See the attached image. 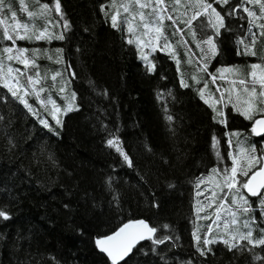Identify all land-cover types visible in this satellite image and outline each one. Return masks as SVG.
Here are the masks:
<instances>
[{"label": "trees", "instance_id": "trees-1", "mask_svg": "<svg viewBox=\"0 0 264 264\" xmlns=\"http://www.w3.org/2000/svg\"><path fill=\"white\" fill-rule=\"evenodd\" d=\"M110 2L59 0L67 30L63 21L57 24V0H24L26 11L21 10L20 0H11L16 21L8 9L0 12V96L6 97V102H0V210L10 217H0V264H110L98 252L95 240L139 219L157 229L154 240L169 239L141 243L126 259L127 264H253L251 252L229 251L220 237L229 238L235 228L246 232L241 222L252 215L259 220L264 208L241 215L232 204L238 199L235 190L239 184L229 194L223 190L215 201L211 193L223 172L213 173L212 169L230 170L234 155L235 166L245 164L252 145L260 158L264 137L255 136L252 129L254 120L264 117L260 113L263 105L249 120L237 111L240 107L232 96L226 103L222 100L223 108L215 91L217 110L222 113L217 116L201 98L194 79L188 87L181 86L177 66L167 54L171 45L165 53L158 51L148 58L155 71H147L138 50L126 43L123 31L112 27ZM201 2L220 5L213 0ZM244 7L259 18L254 20ZM16 25L24 39L15 36ZM227 25L233 45L222 47V54L230 52L233 57L224 63L238 65L251 77L255 70L249 63L258 62L255 56L264 52V36L243 55L238 54L244 50L238 41L248 36L250 27L259 35V25H264L259 4L245 2L228 17ZM45 28V35L63 33L64 39L37 40ZM5 30L13 35L15 46L4 39ZM249 41L244 39L245 44ZM5 47L24 49L21 54L27 64L7 60ZM180 53L183 55L182 48ZM8 67L17 75L15 85H8ZM203 79L209 75L204 73ZM69 105L71 110L65 111ZM40 119H46L52 130ZM110 139L119 140L131 166L108 146ZM198 180L203 183L198 185ZM210 200L214 202L210 204ZM221 200L239 216L236 225L231 224V215L224 222L213 223ZM249 202L256 209L257 198L249 197ZM205 216L209 218L203 219ZM209 225L212 232H208ZM258 235L253 225V237ZM205 238L217 243L203 245ZM198 243L212 252L201 256ZM254 251L264 255L261 248Z\"/></svg>", "mask_w": 264, "mask_h": 264}, {"label": "snow or ice", "instance_id": "snow-or-ice-1", "mask_svg": "<svg viewBox=\"0 0 264 264\" xmlns=\"http://www.w3.org/2000/svg\"><path fill=\"white\" fill-rule=\"evenodd\" d=\"M245 2H253V0H241V4L238 5L237 7L231 8L230 10L225 11L224 15L225 16H233L238 7H242ZM255 3L259 4V7L262 11V14H264V3H260V0H254ZM137 3H139V0H137ZM213 3H222L223 5H229L230 0H213ZM20 5H21V10L26 11L24 8V0H20ZM45 9H48V5L45 4L43 5ZM104 5H101V11H104ZM192 7H195L199 9L196 11L192 16H190L187 20V25L189 30L192 32L193 39H196V30H199L200 34V40L197 42V47L200 48L201 52L203 55L201 56L200 60L203 62L202 63V71L207 72L208 70V63L217 55V40L220 36V28H224L225 31L228 29L226 28L224 24V16H221V13L216 10L215 7L212 6V3H197L195 5H192ZM144 8H151V12L149 13L150 17V23L145 22L143 27L144 29H149L153 25H160L162 27V20L164 18V15L166 13V6L163 4V0H147V2L144 3H139V9H144ZM5 9H8L11 12V19L13 21H16V12L11 10V0H0V12H3ZM58 16L59 19L57 20V24H59L61 21H63V27L65 30L69 28V24L67 20L64 18L63 14L60 11V6H59V0H57L55 9H54ZM210 10V11H209ZM243 10L245 12H248L249 16H252L253 19H258L259 17H256L255 12H253L251 9L244 7ZM124 11H128V7H124ZM140 17L143 20L144 19V13L141 11ZM29 16H32L33 13L29 12ZM108 13L105 12V16H107ZM204 15L206 17L205 20H200L195 28H192V21L197 20V17ZM167 19L171 20L173 24H176L177 21L176 19L173 18L172 15H167ZM111 21H112V27L117 28L118 27V21H117V15H112L111 16ZM6 23V21H4ZM127 22V21H126ZM251 26H255L251 21L249 22ZM23 27H27L24 25ZM214 29L213 32L209 33L208 29ZM259 28L261 29L260 34L264 35V25H259ZM128 33L133 34V29L131 27L128 28ZM157 35L154 37L156 41L163 40V45H156L153 46L152 50L155 51L156 47H160L161 51H167L170 48V44L168 42V38L166 36H163L162 33L159 31V27L156 29ZM183 29H180L177 27L176 32L183 33ZM48 32V29L45 28L44 32H41L39 35L36 36L37 40L40 39H64V34L61 33L59 36L56 35H45V33ZM16 37L19 39H24V35H20L19 32L15 33ZM145 35H148V32H145ZM248 37H251L249 43L245 44L244 39H248ZM248 37H245L244 39H241L238 41V43L244 45V50L243 52H238V54L243 55V54H248L249 53V48L250 45L255 42L256 39V33H253L251 31V27L248 30ZM31 38V37H28ZM4 39L12 41V44H15V39L13 35L8 34L7 30L4 32ZM152 39H149L147 42L148 44H152ZM128 44H136V47L138 51L140 52V59L144 61V64L147 66V71L153 72L155 71V65L152 64V62L148 59V55L143 52V48L141 44L139 43V40H133V39H128L127 40ZM186 43V41H185ZM147 46V45H145ZM10 47H5L3 51L5 53L11 52ZM20 52H23L24 49H20ZM58 52L61 50H57ZM254 55V53H252ZM14 57L9 56L8 59L11 60ZM191 62V61H189ZM252 69L255 70L259 67L257 64H252L251 65ZM17 71H19L17 69ZM222 69H216V72H221ZM209 75L212 76L213 82L216 79L215 74L209 73ZM252 76L255 78L256 72H252ZM31 80V77L28 78ZM55 79V77H54ZM181 86L182 87H188V84L185 83L183 78L181 79ZM199 83V81H197ZM253 87L251 91L253 93L256 92L255 84L259 83L261 86V93L260 95L264 97V68L260 70V77L259 80L257 81L256 79H253L251 81ZM240 84H244V81L241 80ZM5 87H7V84H5ZM204 87H207V82H205ZM63 88L60 89L61 92H63ZM9 91H12L9 88ZM219 91V89H217ZM201 98H204V89H200ZM12 96H17V93L15 91H12ZM73 96H75V93H73ZM18 99L21 100V102L24 104L26 108H28L29 111L33 112L34 115H38L32 108L31 105L27 103V101L23 100L21 97H17ZM223 95H221L220 100H223ZM0 102H6V97L0 96ZM49 102H52L51 100ZM207 103V101H205ZM264 102V101H261ZM235 107V105H234ZM58 110V109H57ZM71 110V105L65 111H70ZM237 111H240V114L243 115L246 119L252 120L253 119V114L256 109H252L251 111L249 110H244L241 111L239 108H237ZM222 113L218 112L217 116H221ZM0 119H3V117H0ZM53 119H55V116L53 115ZM169 120L172 119L171 116L168 117ZM219 122H224V121H219ZM40 123L45 127L49 128V130H52V126L48 123L46 119H40ZM57 124H60L61 122L59 120H56ZM254 125H260L264 127V118L260 119H255L254 120ZM252 132L256 133L257 135H260L259 132H257L256 127H253ZM215 140V137L213 138ZM108 146L115 148L117 152H120L121 155L124 156V160L128 161L129 166H131V161L129 160L128 156L123 153L122 146L120 145L119 140H113L110 139L108 140ZM264 148V145L261 146ZM257 153V148L255 145L251 146V149L249 150V154L247 157V161L245 164L237 167L235 166L236 161L233 158V166L230 168H224V169H216L213 168L212 171L213 173L219 174V172H223V180H224V186H226L229 190V192H232L234 189V186L236 184H239L240 188L245 189L247 191V196L243 193L240 192L239 189L235 190V197L232 200V204L236 205V210L244 216H247L248 213L254 212L259 208H264V151L260 152V158L258 159L256 156ZM231 156V153H229ZM257 165L260 167L257 168ZM253 169H256L253 171ZM237 173H239V179L237 178ZM251 173V175H250ZM260 177V179H257ZM246 178V179H244ZM200 183H203L202 180H198L197 184L199 185ZM223 191V189H221ZM199 195V193H197ZM212 196H215L216 193H211ZM249 197H256L257 198V205L256 209H253L250 202H249ZM227 197L225 196L224 199ZM214 201L210 200L209 203H213ZM221 207H224L223 200H221ZM230 214L232 216L231 224L236 225L237 224V217L235 212H231ZM0 217H3L4 220H8L10 217L5 213V211L0 210ZM203 219H208V216L202 217ZM220 220L219 215H217V221ZM261 222H264V212L260 213L259 220H257L255 215L249 216L247 219L243 220L242 226L243 228L247 229L246 232H241L239 231V228H235L232 230L231 233L228 234L229 238L225 239L223 237H220V240L223 242L224 245H226L229 249V251L236 249L237 251H248L252 253V259H253V264H264V255L261 253L255 252L254 250L256 248H261L262 251H264V227L261 226ZM213 223H216L214 221ZM253 225H255V230L259 233L258 236L253 237ZM139 226V227H137ZM225 228L228 227V224L225 223ZM165 228L168 226L165 225ZM141 229H146L150 233H155L157 229L155 227L149 228V226L145 223L143 220L139 221H129L128 223L122 225L120 228H118L115 232H113L111 235H106L103 237H99L95 240V244L97 245L99 251L102 253H105L107 257L110 259V264H127L126 258L129 256L130 253H132L133 248L135 247V244L138 243L141 240H144L146 238L150 239L151 237H146L145 232L142 231ZM212 226H208V232H212ZM169 239V237H165L163 240L157 239L154 240V243H164L165 240ZM197 240L199 242V237H197ZM240 241H246V244H241ZM203 245H209V244H214L217 243L216 239L209 240L205 238L202 241ZM248 245H251L249 248ZM197 251L201 256H205L209 253L212 252L211 248H205L201 249L198 243L197 246Z\"/></svg>", "mask_w": 264, "mask_h": 264}, {"label": "rangeland", "instance_id": "rangeland-1", "mask_svg": "<svg viewBox=\"0 0 264 264\" xmlns=\"http://www.w3.org/2000/svg\"><path fill=\"white\" fill-rule=\"evenodd\" d=\"M207 1V0H206ZM147 2V0H139V3H144ZM201 0H163V4L166 6V13L164 15V18L162 20V27L160 25H153L149 29H144L143 25L145 22L150 23V17L149 13L151 12V8H144V9H139V3H137V0H111L110 2V9L112 10V15H117V21H118V27L116 29L122 30L124 35H125V41L127 43L128 39H133V40H139V43L141 44L143 48V52L148 55V58L150 59L156 52L160 51V47H156V50L153 51L152 48L153 46L156 45H163V40L156 41L154 37L157 35L156 29L159 27L160 33L163 34V36H166L168 38V42L171 45V52L167 54H171L172 61L175 62L177 66V71L179 75V79L183 78L185 83L188 84L189 86V81L190 79H194L195 84L199 86V91L200 89H204V98L203 101H207L206 104H208L212 110L214 111L215 114H217V98L215 97V91L218 93L219 99L218 103L221 104L224 108L223 101L220 100L221 95H223V100L224 102H228L227 97L232 96V101L235 103L239 104V109L241 111L244 110H249L251 111L253 108L256 109L255 113L253 114L254 116H257L259 114L260 110V105L262 104L264 107V97L260 95L262 89L259 83L255 84L256 92L253 93L251 91L253 85L251 81L253 79H256L257 81L259 80L260 74H258L259 68L260 70L264 68V52L259 56L258 54L255 56L258 58V62H252L249 63V65L252 64H257L259 67L255 69L256 76L255 78L253 76L247 77L245 74L242 73L241 68L236 65L234 67L232 66H226L224 63L226 59H229L233 57L232 53H227V55L224 53L222 54V47H232V31L228 28L227 25V20L229 16H224L225 11L230 10L231 8L236 7V4L240 3L241 0H230L229 5H223L220 3L219 8L216 6H213L216 8L217 11L221 13V16H224V24L226 28L228 29L225 31L224 28H220V36L217 40V55L208 63V70L207 72L202 71V61L200 60L201 56L203 53L201 52L200 48L197 47V42L200 40V34L199 30H196V39H193L192 32L189 30L188 25H187V20L190 16H192L196 11L199 9L192 7V5H195L197 3H200ZM128 7V11H124V7ZM144 13V19L142 20L140 17V12ZM210 11V10H209ZM111 15V16H112ZM167 15H172L174 19H176L177 23L173 24L171 20L167 19ZM227 17V19H226ZM206 17L204 15H201L197 17V20L192 21V28H195L196 24L200 20H205ZM127 21V22H126ZM231 26H232V21ZM112 23V21H111ZM131 27L133 29V34L128 33V28ZM177 27L180 29H183V33L176 32ZM238 27L240 29V26L238 24ZM222 29H224V32L222 33ZM148 32V35H145V32ZM209 33L213 32L214 29L209 28L208 29ZM253 31V29H252ZM14 34L16 32H19L20 35H24L23 31L21 28H19L18 25H16L13 29ZM259 30V35H256L255 42H258V39L261 37V41L264 35L260 34ZM258 34V31H257ZM16 36V35H15ZM248 37V36H247ZM149 39H152V44H148L147 42ZM250 40L251 37H248ZM186 41V43H185ZM128 44V43H127ZM130 45V44H129ZM134 46L136 49V44L133 43L131 44ZM147 45V46H145ZM15 46V44H14ZM44 47L46 48V43H44ZM183 49V55L180 53V49ZM138 50V49H137ZM139 52V51H138ZM165 53V52H163ZM230 54V56H229ZM9 56L14 57L11 59L12 61L19 62L22 64H27V60L22 56L21 52L17 49L11 50V52L7 53L6 59H8ZM235 57V56H234ZM139 58H140V52H139ZM217 60V61H216ZM191 61V62H189ZM19 70L22 72V69L19 67L16 68V70ZM213 69L214 71H210ZM216 69H222L221 72H218L215 74L216 79L213 82L212 76L209 75V73H214L216 72ZM194 70L199 71V78L194 74ZM207 73L209 75V79H203V74ZM194 76V77H193ZM202 76V77H201ZM7 78H8V85H15L16 81L18 80L17 75L15 72L9 67L7 68ZM243 80L244 84H240V81ZM199 81V83H197ZM205 82H207V87L205 88ZM181 83V82H180ZM31 86V85H30ZM219 89V91H217ZM214 91L211 93V91ZM243 93H246L248 97H245ZM52 104V103H51ZM52 107L54 108L55 113H59V110L55 109V107L52 104ZM264 112V109L260 112ZM235 161H237V158L235 155L233 156ZM236 185L234 186L233 191L236 189ZM221 189L223 190H228L226 186H224V180L219 179L216 185V195L214 196V200L218 201L219 195L222 192ZM239 190H245L242 188H239ZM228 190V194H229ZM227 194V195H228ZM234 195V192L231 193V196ZM217 204V203H216ZM221 204H218L215 207V214H214V219L213 222L216 221L217 225V215H219L220 220L222 222L226 221L228 219L225 217L226 215H231V212H234L232 209H228L225 206L221 207ZM239 217V216H236Z\"/></svg>", "mask_w": 264, "mask_h": 264}, {"label": "water", "instance_id": "water-1", "mask_svg": "<svg viewBox=\"0 0 264 264\" xmlns=\"http://www.w3.org/2000/svg\"><path fill=\"white\" fill-rule=\"evenodd\" d=\"M260 118H264V117H260ZM260 118H258V119H260ZM253 127H256L257 132L260 133V135H257L256 133H254L256 136L264 137V127H262V126H260V125H253ZM259 167H260V166H259ZM259 167H258V168H259ZM250 175H251V174H250ZM257 179H260V177H258ZM245 194L247 195V191H246V190H245ZM139 220H143V219H139ZM139 220H132V221H139ZM143 221H145V220H143ZM128 222H129V221H128ZM128 222H126V223H128ZM126 223H124V224H126ZM145 223L149 226V228H151L150 224H149L147 221H145ZM124 224H123V225H124ZM121 226H122V225H121ZM121 226H120V227H121ZM120 227H119V228H120ZM137 227H139V226H137ZM141 230L145 232L146 237H151V238H150V239L146 238V239L141 240V241H139L138 243H136V244H135V247H134L133 250H132V253H133L134 249H135L138 245H140L141 243H143V242H145V241H153V240H154V237H155V235H156V232H155V233H150V232H148L146 229H141ZM96 248H97L98 252H100L101 254H103V255L109 260V262H110V259L107 257V255H106L105 253H102L101 251H99L97 245H96ZM132 253H130L129 256H130ZM129 256H128V257H129ZM128 257H127V258H128ZM127 258H126V259H127Z\"/></svg>", "mask_w": 264, "mask_h": 264}]
</instances>
